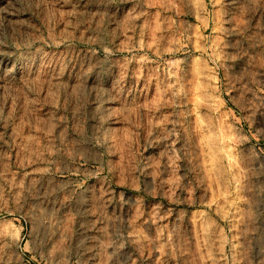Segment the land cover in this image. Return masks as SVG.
Here are the masks:
<instances>
[{"label": "rangeland", "instance_id": "rangeland-1", "mask_svg": "<svg viewBox=\"0 0 264 264\" xmlns=\"http://www.w3.org/2000/svg\"><path fill=\"white\" fill-rule=\"evenodd\" d=\"M0 264H264V0H0Z\"/></svg>", "mask_w": 264, "mask_h": 264}]
</instances>
